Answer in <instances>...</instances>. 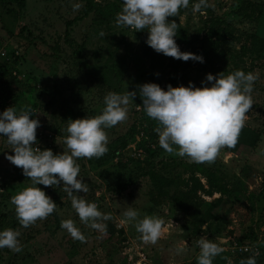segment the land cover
Masks as SVG:
<instances>
[{"label": "rangeland", "instance_id": "374dc122", "mask_svg": "<svg viewBox=\"0 0 264 264\" xmlns=\"http://www.w3.org/2000/svg\"><path fill=\"white\" fill-rule=\"evenodd\" d=\"M2 1L0 50L4 49L8 56L9 51L18 50L21 57L10 62L17 76L12 78L5 72L0 73V79L8 83L11 91L13 100H7L10 107L19 111L28 106L36 113L30 119H39L41 126L34 146L62 154L69 119H80L79 114L83 118L101 114L109 92L124 94L128 90L137 95L129 104L127 120L105 129L109 151L98 159H80V177L89 191L78 195L96 203L101 212L112 214L113 218L105 221V233L79 220L62 190V181L60 186L37 185L57 206L47 219L23 228L11 197L30 186L31 181L6 159V155L14 153L6 137L0 135V214L5 215L0 231L19 230L23 246L19 253L0 248V264H197V242L203 236L225 249L213 264H227L222 256L232 264H240L233 243L257 246L256 262L264 264V0H209L212 7L202 12H193L189 4L180 9L177 17L168 18L178 24L174 39L180 49L186 50L200 45L212 19L220 16L226 21L218 28L223 37L200 55L204 62H184L173 87H187L189 82L202 87L208 83L209 73L216 76L242 70L258 76L251 93L253 106L244 124L258 141L254 147L239 144L236 152L224 147L216 160L208 163L218 167V174L231 192L224 196L196 192L198 211H209L208 219L200 225H194L189 216L196 206L188 205V212H183L153 193L147 176L160 166V161H192L168 154L160 147L154 131L157 122L143 109L138 85L157 83L167 90L169 57L147 45V29L136 31L117 24L123 0H95V9L72 27V37L82 47L79 52L65 44L63 36L64 22L80 13L81 8L73 10L74 4L82 5L80 0H24L22 7L18 0ZM247 1L253 7L249 18H243L240 8L238 16L230 14ZM101 31L104 36L99 35ZM0 57L1 63L4 58ZM172 171L181 178L190 176L181 167ZM195 176L206 186L203 177ZM183 186L180 184V188ZM153 194L155 203L150 200ZM129 207L141 219L147 215L164 220L162 235L155 244L145 243L135 221L124 217ZM65 219L75 222L85 242L72 238L61 227Z\"/></svg>", "mask_w": 264, "mask_h": 264}, {"label": "clouds", "instance_id": "9594fccd", "mask_svg": "<svg viewBox=\"0 0 264 264\" xmlns=\"http://www.w3.org/2000/svg\"><path fill=\"white\" fill-rule=\"evenodd\" d=\"M189 0H123L122 11L117 14L118 25L131 27L136 31L147 29L146 43L157 53L180 59L203 63V57L191 52H182L174 39L178 24L169 17H177L181 8H187ZM82 7L77 3L73 10ZM212 7L209 0H198L193 5V12L198 13ZM100 36L105 33L101 31ZM258 76L252 72L236 70L227 75L224 72L214 76L209 73L202 87L189 82L187 87L167 86V90L157 83L138 85L139 96L147 116L157 122L154 131L158 134V143L168 154L181 158L187 157L197 163H213L224 147L232 148L238 142L244 127L246 113L252 108L251 93ZM203 83V82H202ZM136 91L124 94L109 92L104 97L101 114L82 119H69L64 139L66 149L62 154H54L51 149L41 150L34 146L37 142L36 132L41 126L39 119H30L36 113L25 106L19 111L14 106L0 113V135L6 137L7 144L14 153L6 159L21 168L23 175L31 181L11 197L15 214L23 228L34 225L37 220L47 219L57 204L37 187L60 186L71 200L79 220L87 227L105 233L111 220V213L98 210V205L88 202L78 193H87V183L80 177L81 158H100L108 151L107 128L116 126L128 118L129 104L136 97ZM173 145L177 146L174 148ZM178 149V150H177ZM128 221H135L136 230L145 243L155 244L162 235L164 220L158 216H144L129 207L124 212ZM61 227L70 236L81 242L85 235L72 219L61 221ZM19 230L6 228L0 231V248H8L19 253L23 246L18 239ZM199 255L197 264H213L214 259L225 251L218 243L203 236L198 240ZM247 250V249H246ZM178 251H184L179 248ZM258 250L252 256L242 259L240 264H257ZM227 264L232 261L222 256Z\"/></svg>", "mask_w": 264, "mask_h": 264}, {"label": "trees", "instance_id": "16d2710c", "mask_svg": "<svg viewBox=\"0 0 264 264\" xmlns=\"http://www.w3.org/2000/svg\"><path fill=\"white\" fill-rule=\"evenodd\" d=\"M2 1V0H1ZM82 2V7L80 13L74 16L72 19H67L64 22V36L63 41L69 47H75V52H79L82 47L78 44L75 39L72 37V27L83 20L87 15L95 9L96 3L95 0H80ZM198 0H189V4L194 5ZM4 4L5 2L2 1ZM24 4V0H18V6L22 7ZM252 3L248 1L245 2V6L241 7L239 5L236 11L231 12L232 16L239 15V8L242 10L243 18H249L251 13L253 12V7L251 6ZM248 11V12H247ZM226 21L222 19L220 16L212 19L209 22L208 29L206 36L201 39L200 45L194 47L191 50H186L184 48L180 49L182 52H191L197 56L202 55L203 52L207 49V46L210 44H217L218 40L223 37V35L218 31L219 26L223 25ZM216 38L214 42L212 39ZM8 51V50H7ZM17 52V53H15ZM9 56L6 53V58L0 63V73L9 72V76L15 78L17 76V72L15 69H12L11 63L14 59H18L21 57L18 50H11L8 52ZM11 59V60H10ZM193 60L183 61L180 59H175L169 57L168 59V76L167 80L168 83L174 86L179 79L180 75V67L183 65L184 62H192ZM12 69V70H11ZM1 77V76H0ZM7 82L0 79V113L10 107V103L7 102L8 99H11V91L7 87ZM161 86V84H159ZM162 88V87H161ZM13 100V99H11ZM10 100V102H11ZM80 119L83 118L81 114ZM253 134L244 126L239 134L238 142L235 147L228 148L225 147L230 152H236L237 146L239 144H246L251 147H254L258 141L256 140V136H252ZM77 163L82 167L80 164V159L77 160ZM181 167L182 172H190V176L188 179L181 178L180 175L173 173L172 170ZM172 171V172H171ZM219 169L218 167L213 165H209L208 163H197V162H186L183 160L178 159H171L169 162L160 161V166L151 169L147 176L152 184V188L154 192L159 197L166 198L169 202L175 204V207L179 208L183 212H188L187 207L188 205L196 206V209L189 213V216L192 218V223L194 225H200L205 223V221L209 217V211H205L200 213L198 211L199 203H195V199L198 197L195 196L196 192H203L205 195H213L214 193H218L219 196L229 195L231 189L225 183L224 179L218 174ZM196 174L203 177L206 181V186L200 181V178L195 176ZM180 184H183V188H180ZM173 188V189H172ZM120 190V189H118ZM220 199L217 198L216 201ZM151 202H156V197L153 194L151 197ZM215 201V202H216ZM5 215L0 214V228L2 227L5 221ZM252 256L251 253H239L237 259L241 261L242 259H247L248 257Z\"/></svg>", "mask_w": 264, "mask_h": 264}, {"label": "built area", "instance_id": "2783aa9c", "mask_svg": "<svg viewBox=\"0 0 264 264\" xmlns=\"http://www.w3.org/2000/svg\"><path fill=\"white\" fill-rule=\"evenodd\" d=\"M15 53H17V52H15ZM0 56H3V58H5L6 51L4 49L0 50ZM232 248H233V250H235L238 253L249 252V253L253 254L254 250H258L257 246H251V245H248V244H239V245H237L236 243H233V247Z\"/></svg>", "mask_w": 264, "mask_h": 264}]
</instances>
